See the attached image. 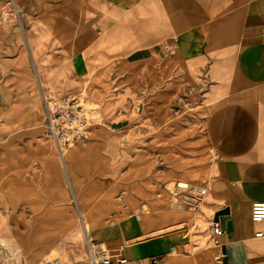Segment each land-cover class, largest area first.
Segmentation results:
<instances>
[{
    "label": "crops",
    "instance_id": "crops-1",
    "mask_svg": "<svg viewBox=\"0 0 264 264\" xmlns=\"http://www.w3.org/2000/svg\"><path fill=\"white\" fill-rule=\"evenodd\" d=\"M16 7L0 2V264H89L90 243L127 264H264V222L251 219L264 201V0ZM83 92L100 120L61 154L44 96ZM175 101L204 116L197 206L165 185L188 175L142 176Z\"/></svg>",
    "mask_w": 264,
    "mask_h": 264
},
{
    "label": "rangeland",
    "instance_id": "rangeland-1",
    "mask_svg": "<svg viewBox=\"0 0 264 264\" xmlns=\"http://www.w3.org/2000/svg\"><path fill=\"white\" fill-rule=\"evenodd\" d=\"M183 96H187L186 92H182ZM82 97H87V93L83 92ZM86 101V100H85ZM175 101L174 105H169L166 107V121L164 130H163V138L161 140L160 147L162 148L164 146V153L157 154L156 150H151V154L144 156V161L148 162L150 165L149 171H146L142 174V176H146L147 174H150V176H154L155 170L157 167L163 168L166 171V174L169 175L172 173L175 174H185L188 175V179H183L181 177V180H177L180 178H171L166 179L165 182L167 185L168 183L171 184L170 188L176 195L179 191L177 188L178 182L183 183H190L192 185H199V186H205L202 183H198L200 178L202 177L200 175L202 164L204 163V148L200 147V140L202 136H204L205 133V122H204V116L202 115V110L199 107H193L192 109L188 108V106L178 107ZM85 106V114L88 116L89 123L91 125V129L95 127V124L99 122L100 118L98 117V113L96 106H93L92 103L86 101L84 103ZM98 115V116H97ZM47 120L48 125V131L49 130V122ZM191 133V135H189ZM51 134V133H50ZM192 137V153L188 151L187 148V141ZM171 172V173H169ZM150 178V177H149ZM167 189V186L165 187ZM177 192V193H175ZM180 198L184 197L180 195ZM177 197V196H176ZM174 202L178 203V200L176 199ZM199 249L192 244V249L188 250H179L178 255L181 253H191L194 255L197 253ZM113 258H118L112 253H110ZM10 255H13V253H10ZM54 255L52 258H55ZM11 260V259H10ZM220 259L219 257H214L210 259L209 264H219Z\"/></svg>",
    "mask_w": 264,
    "mask_h": 264
},
{
    "label": "built area",
    "instance_id": "built-area-1",
    "mask_svg": "<svg viewBox=\"0 0 264 264\" xmlns=\"http://www.w3.org/2000/svg\"><path fill=\"white\" fill-rule=\"evenodd\" d=\"M19 0H0L5 4L14 6L15 8ZM47 108V118L49 122V130L55 139L57 146L61 152H64L75 143L84 140L90 130L88 116L85 114L84 103L86 101L81 95H69L63 98L54 99L44 96ZM178 193L184 194L182 199L189 205L197 206L207 195L206 186L192 185L190 183H177ZM251 219L255 223L264 222V201L253 202L251 208ZM212 230L216 236V242L219 237L224 234V229L220 220H214ZM256 236H264V230L256 233ZM16 254V253H15ZM3 255L7 260L14 256L3 251ZM89 264H127L125 257L113 258L108 249L99 247L90 243L89 246ZM48 264H61L54 259Z\"/></svg>",
    "mask_w": 264,
    "mask_h": 264
},
{
    "label": "water",
    "instance_id": "water-1",
    "mask_svg": "<svg viewBox=\"0 0 264 264\" xmlns=\"http://www.w3.org/2000/svg\"><path fill=\"white\" fill-rule=\"evenodd\" d=\"M215 220H220L223 229H226V221L228 220V210L226 209L219 211L215 216Z\"/></svg>",
    "mask_w": 264,
    "mask_h": 264
}]
</instances>
